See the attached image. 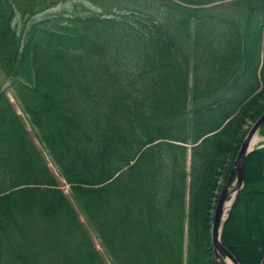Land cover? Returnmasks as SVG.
<instances>
[{"label": "trees", "instance_id": "obj_1", "mask_svg": "<svg viewBox=\"0 0 264 264\" xmlns=\"http://www.w3.org/2000/svg\"><path fill=\"white\" fill-rule=\"evenodd\" d=\"M68 1L0 0V70L26 115L0 79V264H108L59 176L114 264H216L213 210L264 110V0H74L34 17ZM261 209L264 147L222 233L241 264L264 259Z\"/></svg>", "mask_w": 264, "mask_h": 264}, {"label": "water", "instance_id": "obj_2", "mask_svg": "<svg viewBox=\"0 0 264 264\" xmlns=\"http://www.w3.org/2000/svg\"><path fill=\"white\" fill-rule=\"evenodd\" d=\"M264 123V112L258 117V119L252 124L246 136L244 137L239 147L237 156L234 160L233 166L227 178L225 185L223 186L219 195L212 225V244L215 253V259L217 264H223V260L229 258L233 264H241L235 258V256L226 248L220 238L221 228L224 224L225 204L231 194L235 193L237 197L241 187L243 186L245 179V162L247 155L252 151L251 143L255 137L257 131ZM234 198V200H235Z\"/></svg>", "mask_w": 264, "mask_h": 264}, {"label": "rangeland", "instance_id": "obj_3", "mask_svg": "<svg viewBox=\"0 0 264 264\" xmlns=\"http://www.w3.org/2000/svg\"><path fill=\"white\" fill-rule=\"evenodd\" d=\"M22 0H17L18 3H20ZM100 1H104V0H100ZM107 2V0H106ZM220 2V1H218ZM217 2V3H218ZM74 3V0H69L68 2H64L59 4L56 7H53L45 12H43L44 15H51L54 12H59L62 10H69L72 8V4ZM84 3L86 6L90 7L93 10H100L101 7H99V5H97V3L95 2H91L90 0H84ZM99 3V2H98ZM210 5V4H209ZM42 13H39L36 17L40 18L42 15ZM0 79L3 83V87L5 89V91H7V93H9L11 100L14 102V105L16 107V109L18 110V112L21 114V116H23L26 119V115L24 114V112L21 110V108L18 105V102L16 101V99L13 97V91L11 89L10 85V81L6 78L5 74L0 70ZM252 122H247L245 124V128L247 129ZM28 127H29V131L31 132L32 136L34 137L36 143L38 144V146L43 150L44 154L46 155V157L49 159L50 161V156L48 155L47 151L45 150L44 146L41 144V142L39 141L37 135H36V131L35 129L28 123ZM257 137L259 139H257V143H254V145H252V147H257L258 149L261 148L264 145V127L261 128L258 133H257ZM50 167L51 169L58 175V170L56 168V166L50 161ZM59 181L61 184V188L64 191V193L71 198V200L74 201L73 205L74 207L78 210L81 219L83 220V222L86 224L90 235L93 237V240L95 242V246L96 248L100 251L101 256L103 258L106 259L108 264H114L113 261L111 260V258L106 254L107 252L105 251V249L103 248V246L100 244V240L96 234V231L94 230L93 226L90 225L86 218L84 217V214L82 212L81 206L79 205V203L75 200L74 196L71 194L70 191V185L62 178L59 176ZM254 217L257 218V222H254L252 227L254 228L253 231L254 233L257 234L258 237H261L262 233H260V229L264 228V211L261 209V211L256 210V212L253 215ZM241 230V229H240ZM239 233V232H238ZM253 235V234H252ZM246 236V235H245ZM244 236V237H245ZM248 242V244H250L252 241L254 242V236H251L250 238H246V240ZM247 242L245 244H247ZM6 264V263H4Z\"/></svg>", "mask_w": 264, "mask_h": 264}, {"label": "bare ground", "instance_id": "obj_4", "mask_svg": "<svg viewBox=\"0 0 264 264\" xmlns=\"http://www.w3.org/2000/svg\"><path fill=\"white\" fill-rule=\"evenodd\" d=\"M257 139H259V138H258L257 135H256V137L253 139V144H252V145H254V143H257ZM233 196H234V195H232V197H233ZM231 201H232V199L229 200V201L227 202V204H226V206H225L226 210L229 209V207H230V205H231ZM227 263H228V264H233V263L230 261V259H227Z\"/></svg>", "mask_w": 264, "mask_h": 264}]
</instances>
